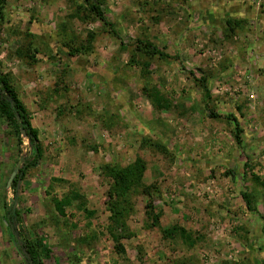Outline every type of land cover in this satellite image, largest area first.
<instances>
[{
    "label": "rangeland",
    "instance_id": "1",
    "mask_svg": "<svg viewBox=\"0 0 264 264\" xmlns=\"http://www.w3.org/2000/svg\"><path fill=\"white\" fill-rule=\"evenodd\" d=\"M100 1L122 42L99 21L82 19L90 14L85 0H7L0 21V70L10 76L45 152L20 182L16 208L53 252L46 264H261L264 189L255 178L264 182V0ZM210 8L214 13L205 19ZM90 33L95 39L88 45ZM137 39L175 59L133 57ZM154 91L171 108L156 107L147 95ZM143 99L171 121L154 127L136 103ZM185 101L208 131L187 153L183 147L194 142L181 145L169 131L180 127L175 118ZM235 119L244 131L242 146ZM193 123L190 130L198 127ZM176 142L179 152L171 150ZM31 152L28 140L21 143L0 117V264H26L23 224L11 230L6 220L14 194L5 185ZM137 159L146 166L142 187L152 196L140 188L124 204V252L118 254L109 230L111 180L102 169ZM243 192L258 214L247 209ZM66 198L75 200L61 212L56 203ZM149 201L162 229L181 225L199 237L197 246L188 250L148 229Z\"/></svg>",
    "mask_w": 264,
    "mask_h": 264
},
{
    "label": "trees",
    "instance_id": "2",
    "mask_svg": "<svg viewBox=\"0 0 264 264\" xmlns=\"http://www.w3.org/2000/svg\"><path fill=\"white\" fill-rule=\"evenodd\" d=\"M173 1V0H170ZM86 6H82V8H86L90 13L86 18L82 17V19H91L94 21H99L104 27H109L111 34L118 38L117 33L114 30L113 24H111L106 16V13L103 9V2L100 0H85ZM7 5V0H0V21L5 19V8ZM81 6L79 10H82ZM214 13L213 9L208 10V14L205 19H209ZM82 13L80 11L77 12V16L80 18ZM236 17H240L241 14L235 13L233 14ZM206 23V21L201 22L199 24H195L189 28V30L198 28L200 25ZM95 39V34H89V40L87 42L88 45ZM122 42V41H121ZM133 57H137L139 54H145L150 57H157L164 61H169L171 59H175L166 52L155 45L150 40H141L137 39L135 41ZM82 49V48H81ZM80 50L73 49V53H79ZM90 47L84 48L85 51H90ZM73 55V54H72ZM136 60L134 59L133 62ZM148 68V66L146 67ZM145 68V69H146ZM203 75V74H202ZM200 83L203 85L207 97L210 98V92L207 89V79L203 76L200 80ZM149 99H152V103L156 105L158 108H171V103L167 100L164 101V96L159 94V92H153L147 94ZM18 116L20 119L18 120ZM0 117L5 120V122L12 126L19 138V141L22 143V131L26 134V139L30 143L32 147V152L29 153L22 161V166L18 171V175L15 177L13 183L10 188L14 194V202L12 205L6 204V220L8 222V226L12 230L14 226L18 224H23L21 230V236L23 237L22 244V253L24 255V260L26 264H46L48 260L51 259L52 251L41 241L37 233L31 234V232L35 231L32 228H27L25 226V221L22 218V213L19 209L15 208L16 202L19 200V186L20 182L24 181L30 170L36 169L42 160L44 159L45 152L43 146L40 141L39 131L35 127H33L30 114L25 107L24 103L19 97L17 90L14 88L10 76L4 74L0 70ZM216 117V116H213ZM236 130H235V139L239 146L243 145L242 135L244 133L240 123L237 119H235ZM151 146L158 149L162 154L168 155L169 150L161 143L151 141ZM20 161V162H21ZM245 169L248 170V164L245 165ZM146 172V166L141 159H137L135 163L126 167L120 168L118 166L108 165L102 169V175L108 177L111 180L110 190L108 192V198L110 202V211L112 213L111 221L113 224L109 227L110 234L113 237V241L115 244V250L118 254H123L124 248L121 244V239L123 238L124 233H126V223L123 222L125 219V215L128 213L126 206L124 204H128L130 202V195L133 190H138L142 188V192L151 197L152 193L150 189L143 188L142 182ZM255 182L260 185L261 188L264 189V182H261L258 178H255ZM7 188V183L5 185ZM154 189V187H153ZM74 198H79V195L73 192ZM242 198L246 203L247 209L253 213L258 214V209L254 206L253 198L251 194L248 192L242 193ZM75 199L66 198L62 202H57V208L62 212L63 207L68 205H72V201ZM81 206H79L78 209ZM146 216H147V228L148 229H158L162 233V237L165 241H170L173 243H179L183 245L188 250L194 249L197 244L200 242L198 236L185 227L175 224L170 228L162 229L160 226V214L156 213L155 205L153 201H149L146 204ZM262 220L264 221V216H262ZM34 229V228H33ZM31 231V232H30ZM120 231H123L122 234ZM264 233V231H263ZM27 253V255L25 254ZM261 264H264V258L261 261Z\"/></svg>",
    "mask_w": 264,
    "mask_h": 264
},
{
    "label": "crops",
    "instance_id": "3",
    "mask_svg": "<svg viewBox=\"0 0 264 264\" xmlns=\"http://www.w3.org/2000/svg\"><path fill=\"white\" fill-rule=\"evenodd\" d=\"M137 104H139L141 107H143L145 109V112H147V114H149V116H151V122L153 124V126H159L156 125V123H160L163 125L164 121L166 123H169L171 120L166 119L165 117L167 116V113H163V112H158L156 110H149L150 108H152V106L150 105V103L148 102V100L143 99V100H137L136 101ZM153 105V104H152ZM151 106V107H150ZM179 108H181L182 111H178V116H176L175 120L176 123L178 124V126H180L179 128H176L177 131H173L172 129H169L170 133V138L174 139V140H179V143H181V145L183 143H186L188 140H192L194 143L192 145V147H183L184 153L186 152H191L194 151V146L197 145V140L198 139H202V137H207V133L208 131L205 130L204 133V126H206V124L201 123V118L196 114L193 113V111L195 110L193 108V105L190 104L188 101H185V103L180 104L178 106ZM193 108V109H192ZM149 110V111H148ZM196 114V115H195ZM180 115V116H179ZM165 119V120H164ZM189 122H195L193 124H198V127L195 128V130H190L187 127V124ZM208 138V137H207ZM178 142L171 144V150L179 152L178 149L180 150V144ZM190 149V150H189Z\"/></svg>",
    "mask_w": 264,
    "mask_h": 264
},
{
    "label": "water",
    "instance_id": "4",
    "mask_svg": "<svg viewBox=\"0 0 264 264\" xmlns=\"http://www.w3.org/2000/svg\"><path fill=\"white\" fill-rule=\"evenodd\" d=\"M20 119V117L18 116V120ZM22 137H26V134H25V132L24 131H22ZM17 172H18V169L15 171V172H13V174L11 175V177H10V179H9V181H8V188L11 186V184L13 183V181H14V179H15V177H16V175H17ZM16 205H17V202H16V204H15V208H16ZM26 255H27V253H25Z\"/></svg>",
    "mask_w": 264,
    "mask_h": 264
},
{
    "label": "flooded vegetation",
    "instance_id": "5",
    "mask_svg": "<svg viewBox=\"0 0 264 264\" xmlns=\"http://www.w3.org/2000/svg\"><path fill=\"white\" fill-rule=\"evenodd\" d=\"M13 230V229H12Z\"/></svg>",
    "mask_w": 264,
    "mask_h": 264
}]
</instances>
